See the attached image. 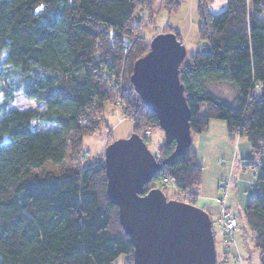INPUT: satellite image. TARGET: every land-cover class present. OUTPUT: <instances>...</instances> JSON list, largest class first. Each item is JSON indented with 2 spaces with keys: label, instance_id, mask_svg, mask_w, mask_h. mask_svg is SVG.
<instances>
[{
  "label": "trees",
  "instance_id": "obj_1",
  "mask_svg": "<svg viewBox=\"0 0 264 264\" xmlns=\"http://www.w3.org/2000/svg\"><path fill=\"white\" fill-rule=\"evenodd\" d=\"M152 1L0 0V59L7 66L0 72V264H134L106 194L103 158L82 164V141L101 128L104 103L116 100L145 143L144 130L159 127L129 80L133 62L148 50L137 21ZM210 1L196 5L197 36L207 46L185 57L179 80L191 135L219 119L230 140L249 143L245 166L258 174L243 219L264 262V0H226L218 13L209 11ZM168 32L180 41L175 29ZM216 83L230 84L235 97H218L210 88ZM16 92L44 108L13 106ZM39 122L56 128L40 130ZM174 146L163 141L161 157ZM202 173L190 144L143 194L168 177L195 204L192 189Z\"/></svg>",
  "mask_w": 264,
  "mask_h": 264
},
{
  "label": "water",
  "instance_id": "obj_2",
  "mask_svg": "<svg viewBox=\"0 0 264 264\" xmlns=\"http://www.w3.org/2000/svg\"><path fill=\"white\" fill-rule=\"evenodd\" d=\"M207 42L201 43V49ZM186 57L173 33L151 38L129 76L134 91L155 114L164 144L175 143L169 156L157 162L136 133L110 142L103 153L106 194L117 206L118 220L133 246L134 264H216L209 214L194 204L167 199L160 188L143 186L191 144L190 111L179 80Z\"/></svg>",
  "mask_w": 264,
  "mask_h": 264
},
{
  "label": "rangeland",
  "instance_id": "obj_3",
  "mask_svg": "<svg viewBox=\"0 0 264 264\" xmlns=\"http://www.w3.org/2000/svg\"><path fill=\"white\" fill-rule=\"evenodd\" d=\"M175 0H153L151 9L142 11L137 21L138 32L146 41H150L157 34L167 31L170 27L175 29L180 37L181 43L186 50V56L193 55L201 48V41L198 39L196 31L197 0H179L175 4ZM226 0H211L208 3V9L212 13H218L225 7ZM174 8L169 12L168 8ZM7 66L0 59V72L3 73ZM223 84V85H222ZM227 83L211 84L210 88L215 94L225 100L231 101L234 97V91L231 93L230 85ZM2 95L0 93V101ZM13 106L28 109H43V103L34 99L25 98L21 92L14 95ZM103 124L100 125L98 132L85 136L82 141V151L86 154L82 159V164H92L97 157L103 158L105 147L112 141L129 137L133 133V125L121 110L119 102L104 103V111L101 114ZM220 121L219 119H216ZM222 122V120L220 121ZM56 128L54 123L39 122L38 129L51 130ZM201 134V133H200ZM203 134V133H202ZM198 135H192V146L198 145ZM217 135V134H215ZM147 137V147L150 151H160L158 146L164 141V134L160 127H153L149 130ZM244 142L247 140L241 137ZM229 140V139H228ZM236 138L231 141V149H219L213 153L211 144L201 141L199 146V158L204 163L201 184L193 188V193H198L196 198V206L203 209L209 214L212 226V232L215 243L216 264H240L238 258L250 259L251 264H260L259 261L253 259L258 255V250L252 243L253 232L250 230L243 219V205L246 196L251 191L257 178V169L247 167L242 169L239 156L234 158L233 150L236 144ZM264 152V148H263ZM155 159V158H154ZM234 161V162H233ZM68 161L61 166H47L46 168H63ZM227 184L225 197V206L227 210L236 216L237 226L232 232L231 241H226L228 234L223 235L224 230L219 221L220 205L217 198L223 196L219 186ZM152 186L159 188L157 181L152 182ZM167 199L184 200L188 202V195L181 194L174 186H166L164 190ZM226 255V256H224ZM223 257L226 259L223 261ZM264 263V262H263Z\"/></svg>",
  "mask_w": 264,
  "mask_h": 264
},
{
  "label": "crops",
  "instance_id": "obj_4",
  "mask_svg": "<svg viewBox=\"0 0 264 264\" xmlns=\"http://www.w3.org/2000/svg\"><path fill=\"white\" fill-rule=\"evenodd\" d=\"M228 85H230V84H228ZM230 87H231V93H232V91H234V97H235V90L231 85H230ZM220 121H218L216 119H210L207 129L203 132V134L201 133L198 135V137H199L198 138V141H199L198 145L193 146L195 148V150L197 151V161L203 168L205 165L199 158V150H198L199 146H200L199 144L202 140L211 144V148L213 150L214 155H215V152L219 149L223 148L228 152H229L228 149H231V144H232L231 141L232 140H230L228 135H227L226 124L224 121H222V122H220ZM215 134H217V135H215ZM235 138H236V141H235L236 144H235L232 155L234 156V158H236V155H238L240 160L246 161V159L251 157V149H250L249 143L244 142L242 139H240L241 137L238 135H235ZM191 141H192V139H191ZM240 165H241L243 170H245L247 168L245 166V162L243 163V161H240ZM192 192H193V189H192ZM185 194H187V193H185ZM194 194L196 195V198H197V196H198L197 194H199V193L197 191V193L195 192ZM247 196H246V198H247ZM246 198H245V201H246ZM182 201H184V200H182ZM245 201H244V204H245ZM194 205H196V199H195ZM243 207H244V205H243ZM224 256H226V255H224ZM253 260L255 262L259 261L260 264H264L261 260L259 252H258V255ZM250 262H251L250 259H248V260L247 259H244V260L241 259L240 264H251Z\"/></svg>",
  "mask_w": 264,
  "mask_h": 264
},
{
  "label": "built area",
  "instance_id": "obj_5",
  "mask_svg": "<svg viewBox=\"0 0 264 264\" xmlns=\"http://www.w3.org/2000/svg\"><path fill=\"white\" fill-rule=\"evenodd\" d=\"M149 130L150 127L146 128L143 132L144 137H146V135L149 134ZM147 138V137H146ZM153 155V157L155 158V160L157 162H161L162 161V157L161 155H159V152L156 151H150ZM163 168V167H162ZM253 169V168H251ZM162 170V169H161ZM157 182L159 183V187L160 188H165L166 186H173L174 184L172 182V180L168 177H164L161 179H158ZM219 189L221 191V194H223V196L217 198V202L220 205V210H219V221L222 224V228L224 230L223 235L228 234V236L225 238L226 241H231L232 239V232L235 230L236 226H237V218L236 216L230 214L225 206V197H226V191H227V184L225 183L222 186H219ZM238 260L240 261V257L238 258Z\"/></svg>",
  "mask_w": 264,
  "mask_h": 264
},
{
  "label": "snow or ice",
  "instance_id": "obj_6",
  "mask_svg": "<svg viewBox=\"0 0 264 264\" xmlns=\"http://www.w3.org/2000/svg\"><path fill=\"white\" fill-rule=\"evenodd\" d=\"M41 7H43V6H41Z\"/></svg>",
  "mask_w": 264,
  "mask_h": 264
}]
</instances>
